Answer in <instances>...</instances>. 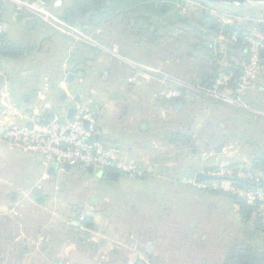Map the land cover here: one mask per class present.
<instances>
[{"label": "rangeland", "instance_id": "1", "mask_svg": "<svg viewBox=\"0 0 264 264\" xmlns=\"http://www.w3.org/2000/svg\"><path fill=\"white\" fill-rule=\"evenodd\" d=\"M75 1L44 0L43 12L52 20L16 10L25 16L12 27L26 32L24 23L35 21L66 32V27L74 29L73 36L84 44L75 45L72 75L83 74L85 82L69 90L68 106L75 108L78 95L80 111L105 112V120L111 110L127 115L150 110L151 127L164 129L160 156L171 160L172 167L160 163L162 177L122 175L117 180L88 179L85 170L76 168L78 172L59 180L53 196L36 197L38 208H27L20 217L32 225V232L34 223H40L48 247L62 258L8 263L223 264L237 246L264 250V234L257 233V239L246 235L251 227L243 223L234 194L190 182L197 171L223 166L252 172L257 183L263 180L252 169L260 163L264 175V3L180 0L166 17L149 14L154 17L150 22H137V12L129 11L105 23L90 15L69 17L74 26L63 18ZM27 36L26 57L11 59V66L24 69L32 63L28 79L54 77L45 67L48 60L38 56L42 36ZM62 61L68 63V57ZM249 63L254 74L242 83ZM240 65L243 71L237 77ZM215 77L213 86L203 84ZM213 163L221 164L208 170ZM185 174L189 177L182 178ZM254 216L264 220L257 209ZM90 217L92 229L71 225Z\"/></svg>", "mask_w": 264, "mask_h": 264}, {"label": "crops", "instance_id": "2", "mask_svg": "<svg viewBox=\"0 0 264 264\" xmlns=\"http://www.w3.org/2000/svg\"><path fill=\"white\" fill-rule=\"evenodd\" d=\"M23 14L16 11L12 3L0 0V24L4 27L3 40L6 43L19 44L25 48L23 40L29 38L27 35L40 34L43 38L40 46L44 48L39 51L38 56L48 60L45 67L54 77L39 76L33 80L28 79L26 77L34 69L32 63L27 64L24 69H17L16 66L12 67L10 64L12 58L0 56V117L11 108H18L27 115L42 119H45V115L49 112L66 115L71 108L68 106V101L71 99L69 90L85 82L83 74L78 77L72 75L77 65L76 60L72 57L75 45L82 47L84 42L81 38L76 40L73 36L75 32L64 33L46 24L44 26L36 25L35 21L24 23L27 24L26 32L13 29L12 23H21L22 17L25 16ZM59 45L61 47H58ZM25 51L27 52V50ZM58 54H60V61L56 60ZM23 56H18L17 59ZM66 57H68V63L62 61ZM101 57L103 55L99 56V58ZM99 61L101 60L99 59ZM123 61L129 64V60ZM87 62L83 64L85 65ZM66 66L69 67L68 70H65ZM70 73L73 78L68 81ZM91 95L94 97L93 100L97 99L96 95ZM74 97L77 100L75 109L79 112L80 96L74 95ZM97 101L99 103V98ZM83 111L88 112L87 110ZM109 113L112 116L108 120L104 119L105 112L91 113L95 127L101 132L99 139L106 146L119 150L121 157L126 162L141 166L145 171V176L162 177L163 173L157 172L162 166L160 163L171 168L172 162L168 158L160 156V150L165 147L160 143L164 129L151 127V123L154 124L152 118L149 117L151 111L146 109L140 113L128 115L120 110H111ZM1 132L0 129V135ZM235 154L236 152H232L231 156ZM221 163L209 164L208 170L216 168ZM74 171L77 169L48 165L39 154L26 152L0 140V264H19L18 262L8 263V261L9 259L25 260L29 257H41L52 262L62 258L61 253L54 252L48 247L50 240L48 236H43V227L40 223H34V229H36L32 232V225L29 226L28 221H24L20 217L27 208L30 207L31 210L38 208L36 197L49 194L53 196L54 187L59 180L68 177ZM168 171L169 169H167ZM206 171H197L196 174L198 172L206 173ZM252 171L264 181L260 163L256 162ZM85 173L88 175V179H107L105 175L98 176L96 172L85 170ZM185 177H189L188 174L182 176V178ZM71 225L82 228L80 231L88 230L75 222ZM155 248L157 250H154L153 254L157 255L159 246H155ZM146 249L148 253V248ZM39 254L41 256H38ZM149 254H151L150 251ZM55 264H59V262Z\"/></svg>", "mask_w": 264, "mask_h": 264}, {"label": "built area", "instance_id": "3", "mask_svg": "<svg viewBox=\"0 0 264 264\" xmlns=\"http://www.w3.org/2000/svg\"><path fill=\"white\" fill-rule=\"evenodd\" d=\"M4 1L11 2L19 12H35L52 20L47 13L43 12L45 9L44 0ZM66 29L67 32L60 31L69 34L75 31L70 27H66ZM3 34L4 27L0 24V38ZM253 70L254 67L249 63L240 82L249 81L254 74ZM37 118V116L25 114L18 108H11L0 117V129L2 130L0 140L26 152L39 154L48 165L70 166L84 170L93 169L96 172L103 171L110 175L119 173L134 177H141L145 173L141 166L125 162L119 150L106 146L99 139L101 132L95 127L90 113L79 111L72 119L66 120L64 123H59L57 119L51 123L45 122L43 119L41 122H37ZM86 122H89L88 129H86ZM205 174L211 176L212 181L198 183L196 178H191L190 182L202 189L208 187L214 190L226 189L264 216V190L261 189L262 187L247 188L232 182L239 179L251 184L257 183L258 179L252 172L223 166Z\"/></svg>", "mask_w": 264, "mask_h": 264}, {"label": "trees", "instance_id": "4", "mask_svg": "<svg viewBox=\"0 0 264 264\" xmlns=\"http://www.w3.org/2000/svg\"><path fill=\"white\" fill-rule=\"evenodd\" d=\"M180 2V0H76L72 7V10H67V16L63 18L64 22L67 24H72L69 17H80L90 15L91 19H97L100 22H109L115 19L121 14H125L129 11L137 12V22H150L149 14L153 16L166 17L171 11H173L175 4ZM206 18V17H205ZM207 18H209L207 16ZM154 23V22H153ZM155 24V23H154ZM136 28L143 30V26L140 24L136 25ZM243 38V34L240 36ZM242 39L240 40V42ZM239 42V41H238ZM25 48L19 44L6 43L3 40V36L0 38V56L9 57L12 59H17L18 56L25 54ZM237 77L242 74L243 65L238 68ZM230 70H225L228 72ZM216 78H213L210 82L204 80L203 84L206 86H213ZM45 121V119H43ZM46 122V121H45ZM191 138L187 137L185 143L189 144ZM76 169V168H75ZM81 169V168H77ZM215 169V168H212ZM210 169V170H212ZM87 171V170H86ZM106 177H110L109 173H104ZM196 173L191 175L195 178ZM210 180H205L204 182H210ZM235 184L242 187H252L251 183L242 180H234ZM260 185L264 188V181L260 179V182L256 185ZM239 205V213L243 216V223L251 227L245 230L246 235L251 239H257V233L261 232L264 234V220L261 217L254 216L255 208L247 205V203L238 198L234 197ZM81 226L86 229H92L95 226L94 219L92 217L87 218L84 222H81ZM223 264H264V250L261 248L254 247L250 244L247 246H237L234 251L231 252L226 258Z\"/></svg>", "mask_w": 264, "mask_h": 264}, {"label": "water", "instance_id": "5", "mask_svg": "<svg viewBox=\"0 0 264 264\" xmlns=\"http://www.w3.org/2000/svg\"><path fill=\"white\" fill-rule=\"evenodd\" d=\"M204 1L213 2V3H229V4L264 3V0H204ZM80 76H81V74H80ZM72 78H73V76L71 74H69L68 75V81H70ZM179 107L180 106H178V108ZM76 113H77V110L74 107L70 108L66 115H57L54 112H49L45 115V121L48 123H51L57 119L59 121V123H64L66 120L72 119L76 115ZM41 121H42V118H40V117L37 118V122H41ZM88 127H89V122H86V129H88ZM67 167H70V166H67ZM88 171L89 172H96L93 169H89ZM96 173L98 174V176L104 175L103 171H97ZM119 176H120L119 173H113L110 175V178L112 180H117L119 178ZM210 179H212V177L209 175H206L203 172H198L196 174V181L198 183L203 182L205 180H210ZM92 201L94 202L95 198H93Z\"/></svg>", "mask_w": 264, "mask_h": 264}, {"label": "flooded vegetation", "instance_id": "6", "mask_svg": "<svg viewBox=\"0 0 264 264\" xmlns=\"http://www.w3.org/2000/svg\"><path fill=\"white\" fill-rule=\"evenodd\" d=\"M62 99V98H61Z\"/></svg>", "mask_w": 264, "mask_h": 264}]
</instances>
